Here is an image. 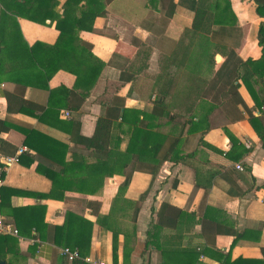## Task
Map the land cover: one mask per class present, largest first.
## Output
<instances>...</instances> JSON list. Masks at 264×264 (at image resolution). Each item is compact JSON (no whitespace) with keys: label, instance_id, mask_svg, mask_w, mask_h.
<instances>
[{"label":"crops","instance_id":"obj_1","mask_svg":"<svg viewBox=\"0 0 264 264\" xmlns=\"http://www.w3.org/2000/svg\"><path fill=\"white\" fill-rule=\"evenodd\" d=\"M65 1L57 0L58 15ZM196 2L73 3L74 19L79 11L96 13L92 30L80 31L75 37L92 58L85 60L76 47L57 58L42 50L36 53L48 68L57 60L66 68H91V76L77 88L75 76L67 69L57 70L46 86L38 75L30 82L28 77L34 74L23 75L17 62L12 64L8 58L18 54L13 44L3 49L0 156L24 149L19 162L4 174L0 191V216L17 231L16 236L0 234L14 241L4 248L9 264H72L60 255L68 247L51 242L52 229L64 225L66 214L74 217L70 233L88 237L81 258L102 264H264V104L253 101L260 98V83L254 84L253 78L248 89L238 81L236 89L221 96L207 95L204 100L218 107L207 116L204 131L187 133V127L180 131L167 124L166 118L152 116L153 78L159 72V61L191 26ZM228 5L242 38L233 52L235 59H259L257 31L264 18L258 17L252 0H228ZM16 23L28 47L36 43L52 46L57 39L53 24L39 25L22 18H16ZM214 61L216 71L224 58L215 56ZM94 72L97 76L92 81ZM123 110L127 113L121 120ZM99 117L112 124L110 153L98 163L92 149L72 143L71 138L76 128L79 136L90 138ZM130 128L144 131L145 136L154 132L165 137L154 157L139 160L137 151L119 157L131 138ZM28 131L58 142L64 147L59 150L63 158L47 161L27 149ZM35 139L33 147L52 153ZM63 165L68 166L66 172L57 174ZM93 165L98 168L91 170ZM106 167L111 172L108 177L103 176ZM47 168L61 182L102 180L103 184L94 194L73 185L52 191L45 176ZM29 194L49 196L39 199Z\"/></svg>","mask_w":264,"mask_h":264},{"label":"trees","instance_id":"obj_2","mask_svg":"<svg viewBox=\"0 0 264 264\" xmlns=\"http://www.w3.org/2000/svg\"><path fill=\"white\" fill-rule=\"evenodd\" d=\"M252 1L256 5L255 11L258 17L264 18V0ZM78 2L79 0H66L63 11L58 15L55 13L57 0H0V82L3 81L1 73L4 54L2 51L11 45L10 43L18 51V54L8 56L12 61L10 62L14 64L16 61L23 75L34 74L28 77L30 82L38 75L46 86L48 79L57 70L67 69L69 73L75 76V87L77 88L83 83L84 78L87 80L91 76V68L82 69L79 67L81 62L78 58L80 56L76 59L79 63V69L66 68L59 60L48 68L36 53V50H42L45 53L50 52L57 58L56 55H62L64 52H74V47H76L78 48L77 52L81 53L85 60L92 58L85 46L77 44L75 37L80 31L90 32L92 30V21L96 13L92 10L79 11V17L72 18L70 6ZM193 11L194 17L191 26L183 32L169 54L159 61V72L153 78L152 87V116L166 118L167 124L180 127V131L187 127V133H192L197 129L200 131L208 129L207 116L218 107V104L212 101L206 102L205 97L211 95L210 93L221 96L227 90L236 89L238 81L248 89L249 87L251 89L249 81L253 78L255 79L254 84L258 81L260 86L257 93L260 98L258 101L252 99L254 105L264 104V99L261 98V96L264 97V23L259 24L257 31V45L261 51L260 58L254 61L248 59L241 62L235 59L233 54L235 49L239 47L242 38L239 28L236 27V21L229 12L228 0H197ZM16 18L26 19L39 25L53 24L54 29L58 32L55 43L52 46L36 43L28 47L20 37ZM215 56L224 58L222 65L216 71H214ZM96 76L97 72H94L92 81ZM44 88L46 89V87ZM49 93L51 94L50 91ZM214 98L216 97H211V99ZM126 113L125 110L122 111L119 116L121 120ZM249 121L253 129L256 130L255 123H252L250 119ZM111 124L110 119L99 117L95 122L94 131L90 138L79 136L76 128V135L74 131L71 141L74 144L83 145L87 149H92L94 158L99 163L110 153L107 151V145ZM74 126V123H70L73 130H75ZM128 133L131 134V138L129 137L124 155L119 156L121 158L128 157L134 151H137L139 160L149 155L154 157L165 139L164 136L154 132L145 136L143 135L144 131H140L138 128L134 130L130 128ZM35 138H39L41 143L49 148V152L52 153L46 154L37 147H33L35 141L38 140ZM24 143L27 149L33 151L38 157L42 156L47 161L56 162L63 158V151L60 152L59 150L64 147L56 141L38 137L33 131L25 133ZM61 167L62 170H59L57 174H64L68 168L64 165ZM70 167L74 168L75 166L72 164ZM124 167L126 165H123L122 169ZM90 168L95 170L98 167L93 165ZM108 169L107 167L104 169L103 176L111 175ZM132 169H130L129 174ZM57 174H53L48 168L46 169L45 176L51 182L52 191L70 188L73 185L81 192L94 194L99 191L103 184L102 180L98 183L95 181L88 183L61 182L57 180ZM128 178L129 175H126L124 186L127 184ZM1 188L2 186L0 191ZM14 193L19 194V192ZM29 195L39 199L49 196L47 194ZM73 220V216L66 214L64 225L52 229L54 237L51 242L56 247H68L71 250H77L80 259L72 261V264H83L81 257L85 253L82 250L87 244L88 237L70 233L69 226ZM32 227L38 233L36 226L32 225ZM13 242L10 237L0 235V262L9 264V261L5 260L6 251L4 248L8 249Z\"/></svg>","mask_w":264,"mask_h":264},{"label":"built area","instance_id":"obj_3","mask_svg":"<svg viewBox=\"0 0 264 264\" xmlns=\"http://www.w3.org/2000/svg\"><path fill=\"white\" fill-rule=\"evenodd\" d=\"M65 118H68V113L64 112L63 113ZM24 152L23 148H19L14 155L12 156H0V187L3 184V177L8 168L14 164H17L19 162V158ZM235 169L238 171H241V168L236 165ZM0 234H9L16 236L17 231L12 228L11 226L4 224L2 217L0 216ZM60 255L67 261V262H72L76 259H80V256L76 250H71L69 248H63L60 250ZM84 264H102L101 262H95L92 261L88 258H83L82 259Z\"/></svg>","mask_w":264,"mask_h":264},{"label":"water","instance_id":"obj_4","mask_svg":"<svg viewBox=\"0 0 264 264\" xmlns=\"http://www.w3.org/2000/svg\"><path fill=\"white\" fill-rule=\"evenodd\" d=\"M0 264H4V262H0Z\"/></svg>","mask_w":264,"mask_h":264}]
</instances>
